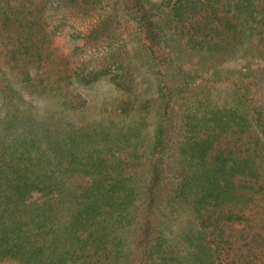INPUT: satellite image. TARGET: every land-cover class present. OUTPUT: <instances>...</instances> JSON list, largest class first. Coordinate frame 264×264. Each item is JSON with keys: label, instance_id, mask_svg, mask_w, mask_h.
<instances>
[{"label": "trees", "instance_id": "trees-1", "mask_svg": "<svg viewBox=\"0 0 264 264\" xmlns=\"http://www.w3.org/2000/svg\"><path fill=\"white\" fill-rule=\"evenodd\" d=\"M0 59V264H264V0H0Z\"/></svg>", "mask_w": 264, "mask_h": 264}, {"label": "rangeland", "instance_id": "rangeland-1", "mask_svg": "<svg viewBox=\"0 0 264 264\" xmlns=\"http://www.w3.org/2000/svg\"><path fill=\"white\" fill-rule=\"evenodd\" d=\"M159 1V0H152ZM119 22L117 23V32L119 35L123 37V39L127 42L129 50H130V59L133 67L135 68L136 75L138 76V80L141 83V89L138 95L136 96H125L120 93L113 84L108 80H103L94 86L91 87H79V91L84 93L91 100V107L85 116L87 119L96 120L104 118L106 115L110 117H114L118 120H128L130 116L124 115L122 107L127 103L128 98L130 100L129 103H133L132 100H136V97H145L148 95H152L156 92L155 89V77L152 70L146 65L144 59L137 56V27L133 20H131L128 16H122L119 18ZM59 45L65 50V52L70 51L72 48L71 42L68 40V37L62 35L58 39ZM186 66L190 67L195 64V60L185 59ZM0 63L2 64V60L0 59ZM264 63L259 60H238L229 62L226 67L239 69L245 65H251L252 67H257L259 65H263ZM192 67V66H191ZM151 70V71H150ZM168 79L173 83H175V78L173 73L168 72ZM49 101L40 100L35 101L33 105L29 104L28 108L30 112L33 110L39 111L40 113H44L47 108H51L49 105ZM153 124V122H152ZM147 131L152 132V127H147Z\"/></svg>", "mask_w": 264, "mask_h": 264}]
</instances>
